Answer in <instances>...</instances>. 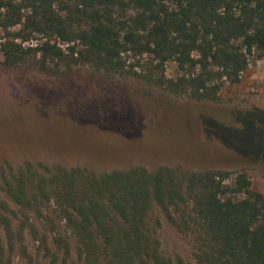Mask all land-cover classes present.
I'll use <instances>...</instances> for the list:
<instances>
[{"label":"trees","instance_id":"16d2710c","mask_svg":"<svg viewBox=\"0 0 264 264\" xmlns=\"http://www.w3.org/2000/svg\"><path fill=\"white\" fill-rule=\"evenodd\" d=\"M0 30L7 67L90 66L215 101L264 56V0H0ZM39 168L4 176L8 200L0 193L8 249L20 244L29 264L26 230L52 264L58 251L81 264H185L163 255L156 207L193 238L196 264H264V194L244 171Z\"/></svg>","mask_w":264,"mask_h":264},{"label":"rangeland","instance_id":"374dc122","mask_svg":"<svg viewBox=\"0 0 264 264\" xmlns=\"http://www.w3.org/2000/svg\"><path fill=\"white\" fill-rule=\"evenodd\" d=\"M4 36L0 30V44ZM2 62L0 55V193L6 200L3 177L27 163L95 173L136 166L244 171L253 189L264 194L263 55L250 57L241 82L224 87L215 101L174 96L135 77L109 76L90 66L49 63L45 70ZM154 216L161 221L156 236L163 255L196 264L193 238L157 207ZM22 220L20 213L12 216L16 230ZM6 237L0 225V264H29L20 244L9 251ZM23 245L32 264H52L28 230ZM58 255V264H81L75 252Z\"/></svg>","mask_w":264,"mask_h":264}]
</instances>
